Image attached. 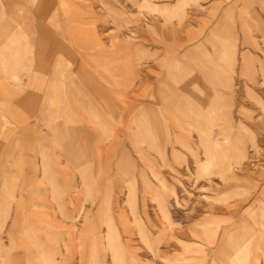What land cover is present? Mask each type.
Masks as SVG:
<instances>
[{"label":"rangeland","instance_id":"rangeland-1","mask_svg":"<svg viewBox=\"0 0 264 264\" xmlns=\"http://www.w3.org/2000/svg\"><path fill=\"white\" fill-rule=\"evenodd\" d=\"M254 201L264 0H0V264H264Z\"/></svg>","mask_w":264,"mask_h":264},{"label":"crops","instance_id":"crops-1","mask_svg":"<svg viewBox=\"0 0 264 264\" xmlns=\"http://www.w3.org/2000/svg\"><path fill=\"white\" fill-rule=\"evenodd\" d=\"M231 55L233 57H235L236 54L232 53ZM220 56L221 57H223V56L230 57V52H223V55H220ZM233 57L232 58L230 57L229 60L221 61L220 64L217 65V66L215 65V66L209 67L210 70L207 73H205V77H204L205 81H208V80L213 81V79H214L215 82H219L221 84V87L216 89V91L213 94V97H214L213 102H211L209 104H203V102L202 103L192 102L193 105H195V106H207V107L210 106L211 107V106H214V105L217 104V105H223L224 106L225 103L228 102L227 98L230 96L229 90L233 86V84H232L233 77L231 76V74L228 71H225L223 73L221 65H223L224 62H225V64L231 63L233 65V63H234ZM186 73H188L186 71V69H183V67H181V65L177 64L176 70H175V72L174 71L172 72V75H174V76L176 75V77H177L176 80L180 81V79L183 80V78L185 77ZM210 73H214V76H212V75L210 76ZM195 82L197 83L199 81H195ZM200 97L202 99H204V100H207L209 95H207L205 93H202ZM183 98H185V99H183ZM192 98H193V96H190V95L179 94L176 97H173L175 103H170V102L164 103L163 107L164 108L185 107L186 110L190 114H196V112H192V113L190 112L192 110L191 109L192 105H189L188 103L185 104V102H187V101L191 102ZM62 105H63V108H62L61 111H63V110H67L68 111V110L72 109V106L69 103L68 104L62 103ZM210 112L212 113V111L209 110L208 113H210ZM97 118H98L97 121L100 124L99 125L100 129L102 131L103 128H104V124H106V122H105L106 121V116L103 115V113H102L101 115L100 114L97 115ZM62 137H63L62 139L59 137V139L62 140V141H64L67 138H69L68 136H65V135L64 136L62 135ZM72 140H74L73 137L71 138L70 141L66 142L64 144V146L67 148V153L68 154L72 153L71 156H76V154H78L77 151H73V147H75L76 144ZM69 147H72V148H69ZM250 212L252 213L253 216H257V217H259V213L258 212H260L262 214V216H261L262 218L259 217V219H260L261 224L264 225V204H259L256 201L252 202L251 208H250ZM235 227L239 228L241 230H245L247 228L246 224H245V221H243V220H238L237 222H234L233 229H232L233 231H235L234 230Z\"/></svg>","mask_w":264,"mask_h":264},{"label":"bare ground","instance_id":"bare-ground-1","mask_svg":"<svg viewBox=\"0 0 264 264\" xmlns=\"http://www.w3.org/2000/svg\"><path fill=\"white\" fill-rule=\"evenodd\" d=\"M206 153V152H205ZM207 155H206V158L203 160L204 162H200L199 163V168H198V170H199V172L202 174V175H204V176H206V175H208L210 172H211V169H214L215 168V165H214V163H215V157H216V154H215V152L213 151V152H207L206 153ZM214 166H213V165ZM228 166V165H227ZM213 167V168H212ZM228 167H230V166H228ZM217 168V167H216ZM227 168V167H226ZM226 171V170H225ZM223 172V171H222ZM198 173V172H197ZM221 174V173H220ZM202 177V176H201ZM227 177V176H226ZM225 180V179H224ZM232 184V183H231ZM259 213V217L260 216H262V214L260 213V212H258ZM1 214V216H0V219L1 220H4L5 221V219H6V217H7V210H6V208H3L2 209V213H0ZM114 253H116V252H114ZM116 258H117V260L119 259L118 258V253L116 254ZM115 258V259H116ZM114 259V260H115ZM120 260V259H119ZM116 261V260H115ZM117 262V261H116Z\"/></svg>","mask_w":264,"mask_h":264}]
</instances>
